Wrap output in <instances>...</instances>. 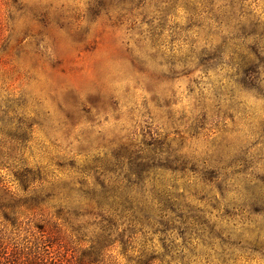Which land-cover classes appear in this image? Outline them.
Listing matches in <instances>:
<instances>
[{
    "label": "rangeland",
    "instance_id": "1",
    "mask_svg": "<svg viewBox=\"0 0 264 264\" xmlns=\"http://www.w3.org/2000/svg\"><path fill=\"white\" fill-rule=\"evenodd\" d=\"M47 253L264 264V0H0V264Z\"/></svg>",
    "mask_w": 264,
    "mask_h": 264
},
{
    "label": "trees",
    "instance_id": "2",
    "mask_svg": "<svg viewBox=\"0 0 264 264\" xmlns=\"http://www.w3.org/2000/svg\"><path fill=\"white\" fill-rule=\"evenodd\" d=\"M109 238L108 234L106 232H104L102 235L98 236L97 238V242L95 244V247L96 246H100L101 244H105L107 243V239ZM46 256V259H47V262H45L46 264H64V261L62 258H60L59 256H56V255H45ZM37 257H40V256H37ZM40 258H43V257H40ZM37 260H39V258H37ZM43 260V259H41Z\"/></svg>",
    "mask_w": 264,
    "mask_h": 264
}]
</instances>
